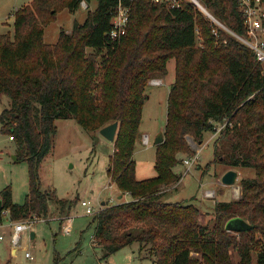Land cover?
<instances>
[{
	"label": "trees",
	"instance_id": "trees-1",
	"mask_svg": "<svg viewBox=\"0 0 264 264\" xmlns=\"http://www.w3.org/2000/svg\"><path fill=\"white\" fill-rule=\"evenodd\" d=\"M83 1L97 2L84 23L76 22L70 33L61 30L57 43H46L44 28L58 12L75 13ZM121 1L131 11L126 34L116 40L110 32L120 0H33L14 13L13 34L0 32V101H10L0 113L1 132L17 145L14 161L29 165L23 204L13 201L10 185L0 191V223L5 211L12 220L47 216L50 193L41 189L39 169L54 148L57 119H73L91 132L118 121L108 173L131 200L94 217L95 237L106 257L139 243L151 248L154 264H264L263 67L233 34L220 27L215 34L193 2ZM199 2L230 31L246 35L236 0ZM173 58L175 80L167 99L165 141L156 146L157 175L137 179L133 157L146 88L167 74ZM226 119L231 125L215 140V159L226 171L252 168L255 176L242 178L241 197L218 202L213 217L202 224L200 208L163 200L162 193L178 181L173 172L178 155L194 153L187 136L202 143ZM59 201L63 208L69 202ZM234 217L252 229L227 231L225 224Z\"/></svg>",
	"mask_w": 264,
	"mask_h": 264
},
{
	"label": "rangeland",
	"instance_id": "rangeland-1",
	"mask_svg": "<svg viewBox=\"0 0 264 264\" xmlns=\"http://www.w3.org/2000/svg\"><path fill=\"white\" fill-rule=\"evenodd\" d=\"M32 1L0 0V32L13 34L14 13ZM96 6V1H83L75 13L68 9L59 11L56 19L44 28L45 42L57 43L61 30L70 33L74 24L84 23L88 12L95 10ZM198 42H202L200 37ZM175 69L176 61L173 58L167 63V74L155 77L146 88L148 99L144 104L133 157L137 179L157 175V145L154 140L162 131L165 141L167 99L175 80ZM153 80L162 83L153 85ZM9 106V99L3 97L0 113ZM56 127L54 148L39 169L41 189L50 193L48 214L12 220L8 211L4 213L3 223H0V231L5 234V239L0 241V264H154L151 248H140L139 243L106 257L105 250L95 237V215L107 206L131 200L130 194L120 190L108 173L111 156L116 152L115 142L100 135V129L87 131L73 119L59 118ZM220 132L207 133L202 143L187 136V143L194 153L178 155L179 161L173 168L178 181L166 186L162 193L163 200L184 201L200 208L202 224L208 223L213 217L218 202L241 197L242 178L255 176L252 168H232L238 172L236 184L225 186L222 183L221 178L228 170L214 156V143ZM16 152L15 141L1 132L0 123V191L10 185L13 201L23 204L29 192V165L27 162L14 161ZM197 152L200 157L197 163L186 165L184 160ZM207 191L214 193L212 197L206 196ZM59 200L69 202L63 208ZM83 201L93 206L92 214L87 213ZM16 223H27L31 228L22 232L19 245H13L11 237ZM117 230L115 234L119 233ZM32 231L36 234L34 239L31 238ZM260 239L264 243V237ZM14 249L15 253L12 252ZM26 253L31 258H27ZM234 257L239 260L236 254Z\"/></svg>",
	"mask_w": 264,
	"mask_h": 264
},
{
	"label": "built area",
	"instance_id": "built-area-1",
	"mask_svg": "<svg viewBox=\"0 0 264 264\" xmlns=\"http://www.w3.org/2000/svg\"><path fill=\"white\" fill-rule=\"evenodd\" d=\"M129 1L132 2L134 0H129ZM153 1L156 3L167 4L170 6H179L182 0H153ZM190 1L193 2L195 5H197L199 9L205 14V16L212 22L214 26L213 32L215 34H217V27H220L225 31H228L229 33L233 34L236 38H238L241 42L246 44L255 53L258 62L261 64V66L264 69V0H236L239 4V10L242 12L244 17V24L246 30L245 36H239L238 34L231 32L226 26L221 24L207 9L204 10L201 7L202 4L199 2V0H190ZM130 11H131V6L122 3V1L120 0V3L116 10V14L114 15L112 20L113 28L110 32V36L112 39L116 40L126 34L129 18H130ZM161 83L162 81H156V80L152 81L153 85H160ZM229 125L231 124L227 119L224 122L216 123L215 133L218 134L217 132H220L222 129H224ZM12 138L13 137H10L11 140H13ZM199 158L200 157L197 152L192 157L184 160V162L186 165H190V164L193 165L197 163ZM213 194L214 193L212 191L206 192V196L208 197H212ZM82 205L87 207L88 214L93 213V206L88 205L86 201H83ZM4 213H7V211H5ZM28 229L31 228L30 225H28L27 223L14 224L13 232L11 236L13 245H19L20 236L22 232ZM66 230L68 232L69 228ZM4 236L5 234L0 231V241L5 239ZM26 257L31 258V255L29 253H26Z\"/></svg>",
	"mask_w": 264,
	"mask_h": 264
},
{
	"label": "water",
	"instance_id": "water-1",
	"mask_svg": "<svg viewBox=\"0 0 264 264\" xmlns=\"http://www.w3.org/2000/svg\"><path fill=\"white\" fill-rule=\"evenodd\" d=\"M201 7L206 10L205 7L201 5ZM232 32V31H231ZM119 128V122L114 121L103 128L99 130L100 135H102L104 138H106L110 142H115L116 139V134ZM164 142V135L163 132L161 131L157 137L154 140V144L158 145ZM238 180V172L230 169L228 170L221 178L222 183L225 186H233L236 184ZM225 229L229 232L233 233H241V232H247L252 229V225L245 219L241 217H234L229 219L226 224H225ZM31 238H35V232H31Z\"/></svg>",
	"mask_w": 264,
	"mask_h": 264
},
{
	"label": "crops",
	"instance_id": "crops-1",
	"mask_svg": "<svg viewBox=\"0 0 264 264\" xmlns=\"http://www.w3.org/2000/svg\"><path fill=\"white\" fill-rule=\"evenodd\" d=\"M119 196H120V195H119ZM119 196H118V197H119ZM126 200H129V199H126ZM6 214H7V213H6ZM35 235H36V234H35ZM12 252L15 253V249H14Z\"/></svg>",
	"mask_w": 264,
	"mask_h": 264
}]
</instances>
